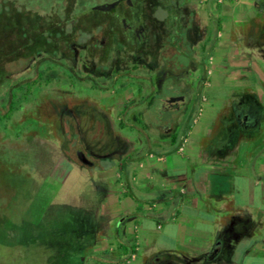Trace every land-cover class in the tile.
<instances>
[{"label":"rangeland","instance_id":"rangeland-1","mask_svg":"<svg viewBox=\"0 0 264 264\" xmlns=\"http://www.w3.org/2000/svg\"><path fill=\"white\" fill-rule=\"evenodd\" d=\"M180 1L181 21L187 27L177 30L168 50H177L178 41L181 48L161 62L152 54L145 59L133 41L120 39L102 49L103 28L97 26L111 16L79 10L77 34L66 26L71 34L52 39L40 54L26 55L6 67L10 74L1 78L0 83L8 84L0 88V106L11 102L13 91L20 95V84L32 80L35 84L27 99L16 102L10 119L0 123V167L8 168L19 191L11 226L0 228V264L96 260L103 249L101 239H114L113 227L118 228L120 220L108 213L111 186L101 170L115 166L117 155H125L133 139L148 136L154 147L159 131L172 129L180 135L188 119L197 115V105L212 98L208 69L213 68L219 41L212 20L220 18L218 9L224 2ZM59 40L73 48L64 50ZM59 61L73 75L67 76L56 64ZM174 95L184 97L183 106L159 111L162 99ZM77 152L92 165L80 162ZM132 196L140 200L153 194L133 191ZM139 244L141 250L131 264H142L145 256H151L144 237ZM109 248L104 252L109 254ZM172 259L162 257L160 264L184 261L181 256Z\"/></svg>","mask_w":264,"mask_h":264},{"label":"crops","instance_id":"crops-1","mask_svg":"<svg viewBox=\"0 0 264 264\" xmlns=\"http://www.w3.org/2000/svg\"><path fill=\"white\" fill-rule=\"evenodd\" d=\"M223 2L208 69L212 98L197 105L189 130L174 142L172 129L159 131L154 147L148 136L133 139L115 166L101 170L111 186L108 213L120 219L115 238L101 239L112 261L121 247L135 250L126 264L136 260L141 237L151 253L142 264L264 259V0ZM133 191L153 196L138 200Z\"/></svg>","mask_w":264,"mask_h":264},{"label":"trees","instance_id":"trees-1","mask_svg":"<svg viewBox=\"0 0 264 264\" xmlns=\"http://www.w3.org/2000/svg\"><path fill=\"white\" fill-rule=\"evenodd\" d=\"M143 1H133L137 6L136 11L139 12L137 13L139 14L138 19L143 16V19L151 20V27L160 31V33L151 34V46L158 44L164 34L169 35V39L167 37L166 40L172 41V37L175 38L177 30L187 27L183 25L184 20L181 21V17L183 18L184 16L182 14L184 8L178 9L176 7L174 9L178 0H148L152 7L150 6L146 10L143 9ZM112 2V0H104L102 2L98 0H0V82L10 74L5 71L10 63L20 62V59L26 55L40 54L46 44H49L52 39L56 40L62 33L66 32L64 27L74 28L77 25L79 16H82L78 14L79 10L85 11L94 5ZM212 22L215 34L218 35L221 32V21L217 18L213 19ZM156 37L159 38L156 39ZM47 53L45 52V54ZM52 54L56 56L57 53L51 52L50 55L52 56ZM38 77L40 79L42 74L40 73ZM7 84V81H3L0 83V88ZM34 84L35 80L20 84L18 88L20 95L19 93L15 94L16 92L14 91L12 92L11 102L0 106L4 111L3 114H0V123L10 119L16 102L27 99ZM123 113L124 115L127 114L126 108ZM125 121L129 122L127 117ZM120 126L122 129L125 128L124 121L120 122ZM188 130V125L182 129L184 133ZM177 138L178 136H174L171 139L172 142ZM78 160L81 162L79 157ZM18 197V188L15 182L11 180L8 168L0 167V228L11 226L17 211ZM118 253L120 257L117 261H112L111 256L106 252H100L96 256V260L89 257L87 262L81 261H83V264L123 263L130 260L131 256L135 254V250L132 248L131 251H128L121 247Z\"/></svg>","mask_w":264,"mask_h":264},{"label":"flooded vegetation","instance_id":"flooded-vegetation-1","mask_svg":"<svg viewBox=\"0 0 264 264\" xmlns=\"http://www.w3.org/2000/svg\"><path fill=\"white\" fill-rule=\"evenodd\" d=\"M112 1L115 2L117 0H112ZM133 1L134 0H120V2L111 11L95 10L94 7L97 5L91 6L89 9L85 10L87 12H94L102 16H107V15L111 16V19L109 20L103 19L102 23L100 22V24H98L97 26V28L99 27V29L100 27H102L103 28L102 32L104 33L101 40L99 41V46L102 49L106 47L107 43L111 44V46H114L115 44H117V42L120 39H122V40H126V42L130 41L131 43V41H133V42L138 43L141 47V50L144 51L145 59H146V55H149V54H152V56H155L156 60L158 59L157 60L158 62H161V59L163 58V56L171 57L173 55L172 53L177 52V50L181 48V41L177 42V50L176 49H174L173 51L168 50V48H170L171 41L166 40V38L169 35L164 34L162 35L163 38H161L158 41V44L156 43L151 46V42H152L151 34L155 32L160 33V31H158L159 29L155 30L151 27V20L147 18L143 19V16L141 17V19H138L136 15H138L137 13L139 12L136 11L137 6H136V3ZM142 5H143V9L146 10V9H149L152 4L148 0H144ZM176 7H178V9L183 8L180 0L177 1L174 9H176ZM134 16L137 18V20L133 19ZM79 28H80V25L79 26L76 25L74 28H72V30L74 29L76 33L79 30ZM72 30L68 31L66 29L65 30L66 32L62 33L61 36L58 37L57 39H63L66 35L71 34ZM159 37H156V39H158ZM58 42L60 43L59 45H62L64 50H67V49L69 50L73 48L72 45L69 43L64 44L63 40H59ZM151 49L153 50L152 52H151ZM60 55H61L60 57L63 58V60L61 61L66 63L65 62L66 58H65L64 53L61 52ZM64 58H65V61H64ZM61 61L56 62L57 65L60 64L59 66L60 69L63 70V72L69 77L73 75L74 72L71 70L69 71L66 65L63 62L61 63ZM77 74L79 73L77 72ZM37 76H39V74H37ZM183 101H184L183 96H180V95L168 96L167 98L162 99V102L159 103V106H158L159 111L169 110V109L176 110L179 108V104L183 103ZM142 114L143 116H145V113H142ZM77 155L80 159H86L87 161H89L83 155V153L77 152Z\"/></svg>","mask_w":264,"mask_h":264},{"label":"water","instance_id":"water-1","mask_svg":"<svg viewBox=\"0 0 264 264\" xmlns=\"http://www.w3.org/2000/svg\"><path fill=\"white\" fill-rule=\"evenodd\" d=\"M120 2V0H117L113 3H108V4H102V5H97L94 7L95 10L98 11H111L115 8V6ZM81 161L86 164V165H92L91 163H89V161H87L86 159H81Z\"/></svg>","mask_w":264,"mask_h":264},{"label":"built area","instance_id":"built-area-1","mask_svg":"<svg viewBox=\"0 0 264 264\" xmlns=\"http://www.w3.org/2000/svg\"><path fill=\"white\" fill-rule=\"evenodd\" d=\"M131 258H132V257H131ZM131 258H130V259H131ZM132 259H133V258H132Z\"/></svg>","mask_w":264,"mask_h":264}]
</instances>
